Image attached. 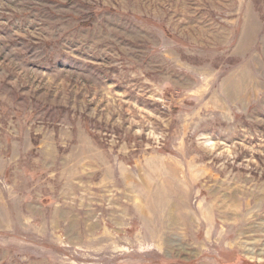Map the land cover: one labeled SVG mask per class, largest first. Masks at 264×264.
Masks as SVG:
<instances>
[{
    "label": "rangeland",
    "instance_id": "1",
    "mask_svg": "<svg viewBox=\"0 0 264 264\" xmlns=\"http://www.w3.org/2000/svg\"><path fill=\"white\" fill-rule=\"evenodd\" d=\"M0 264H264V0H0Z\"/></svg>",
    "mask_w": 264,
    "mask_h": 264
}]
</instances>
